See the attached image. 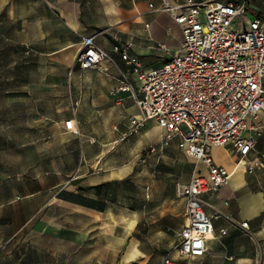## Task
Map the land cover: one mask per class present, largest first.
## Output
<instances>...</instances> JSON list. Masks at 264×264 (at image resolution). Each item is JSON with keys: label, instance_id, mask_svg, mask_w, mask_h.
<instances>
[{"label": "rangeland", "instance_id": "374dc122", "mask_svg": "<svg viewBox=\"0 0 264 264\" xmlns=\"http://www.w3.org/2000/svg\"><path fill=\"white\" fill-rule=\"evenodd\" d=\"M244 1L264 19V0ZM149 3L154 0H0V144L31 142L19 164L32 181L34 165L38 181L36 214L26 220L23 206L21 230L1 244L10 263L158 264L166 254L175 264L193 261L175 245L186 218L180 189L194 164L174 142L141 163L140 148L155 141L143 131L150 121L134 130L112 95L104 101L96 70L76 63L82 35L113 44L139 35ZM67 118L76 120V134L64 130ZM234 156L212 152L224 165ZM242 173L235 171L237 179Z\"/></svg>", "mask_w": 264, "mask_h": 264}, {"label": "built area", "instance_id": "2783aa9c", "mask_svg": "<svg viewBox=\"0 0 264 264\" xmlns=\"http://www.w3.org/2000/svg\"><path fill=\"white\" fill-rule=\"evenodd\" d=\"M154 10L167 12L181 34L178 46L159 65L145 63L126 41L105 49L93 35L81 36L76 63L80 70L95 69L117 80L111 95L136 106L139 116H130L134 130L155 121L160 135L140 151L141 163L174 142L194 164L180 189L186 218L175 251L196 259L207 253V232H213L218 217L205 212L204 198L229 182L227 168L213 162L212 149L236 155L247 173L264 169V152L256 149L264 130V19L244 0H162ZM115 56L126 69L117 67ZM63 128L76 134L75 119H66ZM239 226L249 228L247 221ZM158 264L175 262L166 254Z\"/></svg>", "mask_w": 264, "mask_h": 264}, {"label": "crops", "instance_id": "0c3cea01", "mask_svg": "<svg viewBox=\"0 0 264 264\" xmlns=\"http://www.w3.org/2000/svg\"><path fill=\"white\" fill-rule=\"evenodd\" d=\"M167 1L173 2L174 0ZM157 2L154 0V8ZM134 7V10L139 14L137 3L134 4ZM154 8L149 7L139 17L140 31H136V34L139 35L132 33L129 36V41H126L132 42V52L138 54L145 63L151 66L159 65L162 59L168 57L181 39L180 31L171 16L167 12L155 11ZM60 18L68 28H72L67 23L66 18L61 15ZM68 21L72 23L71 16H69ZM94 40L98 46L105 49H109L113 45L112 40L108 38H104V40L94 38ZM160 44L164 45L168 51L165 52L161 49ZM114 62L119 69H126L124 63L117 56L114 57ZM112 72H116L115 69H112ZM93 74L105 83L102 91L105 92L104 101H108L107 95H111V90L118 84L117 80L98 70ZM112 98L115 108L121 109L129 116L137 115L136 117H138V110L130 99L125 98L121 102H116L115 96L112 95ZM77 105H80L79 101ZM262 118L264 119V115ZM152 123L150 122L151 127L145 126L143 131L144 134L150 132V135L145 136L155 140L153 142L155 143L159 138L160 131L159 129L154 130ZM67 133L71 132L67 131ZM31 144V142L0 144V264H12L10 263V255L2 254L1 244L6 243L7 237L15 236L21 230L23 206H25L26 220H31L37 212L38 181L36 168L34 165L28 167L29 172L32 168L35 170V177L32 181L31 177L29 180L23 178V172L26 170L23 171L19 164L21 152L31 148ZM144 148L141 147L140 149ZM256 149L260 153L264 152V130L258 137ZM214 151L228 152L223 148H213L211 156ZM234 158L235 160L227 165L215 162L212 158L217 165L231 168L233 163L234 166L229 172V182L221 186L217 193L204 198L205 212L211 216L218 215L212 221L215 239L203 257L195 260L190 259L193 260L191 264H264V179L262 178L264 169L258 168L253 173H247L242 162L237 164V158L235 156ZM242 169L243 173L237 179L238 174H235V171ZM32 203L34 205L33 212L31 207L29 210L26 209V206ZM244 221L248 222V229L239 226Z\"/></svg>", "mask_w": 264, "mask_h": 264}, {"label": "bare ground", "instance_id": "6f19581e", "mask_svg": "<svg viewBox=\"0 0 264 264\" xmlns=\"http://www.w3.org/2000/svg\"><path fill=\"white\" fill-rule=\"evenodd\" d=\"M208 2H212V1H208ZM111 7H112V6H111ZM111 9H112V8H111ZM109 12H112V11H109ZM109 12H108V13H109ZM114 14H115V13H114ZM76 48H77V50H79V49H80V46L77 45ZM68 52H69V51H68ZM138 116H139V114H138ZM150 122H153V123H152L153 129H154V130H158V127L156 126L155 121L151 120ZM146 130H147V129H146ZM146 135H150V132H146ZM228 180H229V177H228ZM133 224H134V220L131 221L129 225H130V226H133ZM207 239H209V240H208V243H207L208 245H209V242H210V241H212V240L215 239V238H214V234H213L212 231H208V232H207ZM106 242H108V240H107ZM111 246H113V245H111Z\"/></svg>", "mask_w": 264, "mask_h": 264}, {"label": "trees", "instance_id": "16d2710c", "mask_svg": "<svg viewBox=\"0 0 264 264\" xmlns=\"http://www.w3.org/2000/svg\"><path fill=\"white\" fill-rule=\"evenodd\" d=\"M66 199L69 200V201H72V202L84 203L83 201H80V200L76 199L75 197H73L71 195H67Z\"/></svg>", "mask_w": 264, "mask_h": 264}, {"label": "snow or ice", "instance_id": "6c2138e0", "mask_svg": "<svg viewBox=\"0 0 264 264\" xmlns=\"http://www.w3.org/2000/svg\"><path fill=\"white\" fill-rule=\"evenodd\" d=\"M69 127H71V125H69Z\"/></svg>", "mask_w": 264, "mask_h": 264}]
</instances>
